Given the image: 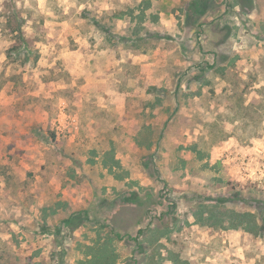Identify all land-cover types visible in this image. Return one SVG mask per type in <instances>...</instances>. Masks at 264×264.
Segmentation results:
<instances>
[{
    "label": "rangeland",
    "instance_id": "1",
    "mask_svg": "<svg viewBox=\"0 0 264 264\" xmlns=\"http://www.w3.org/2000/svg\"><path fill=\"white\" fill-rule=\"evenodd\" d=\"M0 264H264V0H0Z\"/></svg>",
    "mask_w": 264,
    "mask_h": 264
},
{
    "label": "trees",
    "instance_id": "2",
    "mask_svg": "<svg viewBox=\"0 0 264 264\" xmlns=\"http://www.w3.org/2000/svg\"><path fill=\"white\" fill-rule=\"evenodd\" d=\"M22 41H23V43H24V46H27L28 45V43H27V41H26V39H22ZM203 214H204V211H200V212H197V213H194V216H195V218H196V222L197 223H201V224H204V223H202V222H204V221H208L209 220V218L208 217H203ZM244 216H248L250 219H251V217H252V214L250 213H248V214H246V215H239L237 218H242L243 220H244ZM213 217V218H212ZM212 217H211V219H214V220H216L217 222H219V223H223V222H225V218L224 217H219L218 215H216V214H214L213 213V215H212ZM251 220H253V219H251ZM254 221V220H253ZM252 222V221H251ZM176 223H177V220H176V222H175V225H176ZM244 223V221H241V222H234L233 221V223L228 227L229 229H234V230H237V229H239V225L240 224H243ZM254 226L255 225H249L248 227H245L249 232H254ZM176 227V226H175ZM253 227V228H252ZM158 232H160V231H158ZM173 232V229H167L166 230V232H164L162 235L163 236H167V235H169V234H171Z\"/></svg>",
    "mask_w": 264,
    "mask_h": 264
},
{
    "label": "crops",
    "instance_id": "3",
    "mask_svg": "<svg viewBox=\"0 0 264 264\" xmlns=\"http://www.w3.org/2000/svg\"><path fill=\"white\" fill-rule=\"evenodd\" d=\"M229 143V142H228ZM246 176V175H245Z\"/></svg>",
    "mask_w": 264,
    "mask_h": 264
}]
</instances>
